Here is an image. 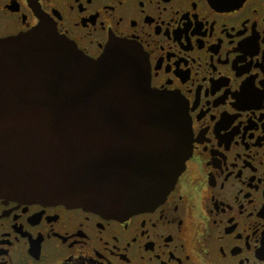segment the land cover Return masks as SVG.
Wrapping results in <instances>:
<instances>
[{
    "label": "flooded vegetation",
    "instance_id": "flooded-vegetation-1",
    "mask_svg": "<svg viewBox=\"0 0 264 264\" xmlns=\"http://www.w3.org/2000/svg\"><path fill=\"white\" fill-rule=\"evenodd\" d=\"M43 20L87 56L115 38L186 101L192 148L150 209L0 197V264H264V0H0V38Z\"/></svg>",
    "mask_w": 264,
    "mask_h": 264
},
{
    "label": "water",
    "instance_id": "water-1",
    "mask_svg": "<svg viewBox=\"0 0 264 264\" xmlns=\"http://www.w3.org/2000/svg\"><path fill=\"white\" fill-rule=\"evenodd\" d=\"M191 144L186 101L151 86L136 42L91 58L45 20L0 38V197L128 216L164 199Z\"/></svg>",
    "mask_w": 264,
    "mask_h": 264
}]
</instances>
